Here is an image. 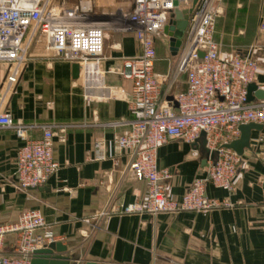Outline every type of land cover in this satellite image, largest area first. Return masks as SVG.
Masks as SVG:
<instances>
[{
	"label": "crops",
	"instance_id": "0c3cea01",
	"mask_svg": "<svg viewBox=\"0 0 264 264\" xmlns=\"http://www.w3.org/2000/svg\"><path fill=\"white\" fill-rule=\"evenodd\" d=\"M124 1L132 5V0H115L116 8L127 11ZM219 8L214 34L219 53H246L260 46L253 48V57L261 67L258 83H264V0H223ZM155 48V73L170 77L161 85L162 93L167 100L185 93L187 74L176 72L179 51L173 55L169 37L156 40ZM104 54V69L118 70L125 58L140 54V45L134 33L111 32ZM73 65L49 51L42 35L29 49L2 111L15 123L55 126L60 171L38 188L19 190L14 173L23 141L13 129L0 128V225L17 221L26 211H40L58 242L68 248L73 264H264V129L252 131L251 149L242 155L234 190L206 187L209 198L231 206L210 213L121 214L123 206L147 191V183L129 171L130 153L114 144V137L129 127L107 126L130 117L133 84L108 73L106 82L115 96L87 102ZM6 74L7 66L0 64V88ZM28 137L41 139V129L30 130ZM96 142L102 144L99 151ZM206 157L203 141L194 146L171 140L159 149L158 165L171 174L166 181L170 198L179 200L194 180L206 176ZM105 210L111 214L100 217ZM17 239L6 238L4 254H15Z\"/></svg>",
	"mask_w": 264,
	"mask_h": 264
},
{
	"label": "built area",
	"instance_id": "2783aa9c",
	"mask_svg": "<svg viewBox=\"0 0 264 264\" xmlns=\"http://www.w3.org/2000/svg\"><path fill=\"white\" fill-rule=\"evenodd\" d=\"M222 1L197 0L191 5L190 0H132L131 8L110 22L95 13V0H0V64L7 66L0 88V128L13 129L23 141L15 165L17 188H38L60 171L54 153L55 126L15 123L11 114L2 111L17 87L33 41L42 35L49 51L79 65L87 102L115 96L116 91L106 82L108 73L132 81L130 117L107 126L129 127L126 134L114 137V144L130 153L129 171L138 181L147 183V191L138 201L123 206L121 214L210 213L231 206L209 198L206 187L212 184L224 191L234 190L242 156L228 146L241 137V125L264 126V99L248 100V86L255 83L264 91V83H258L261 67L253 57V48L246 53H219L214 34ZM183 6H192V12L176 72L187 74L188 87L171 102L161 91V85L170 77L154 70L155 43L168 37L164 29L173 12ZM111 32L134 33L140 54L125 58L120 69L106 71L105 42ZM34 128L41 129V139L28 137ZM171 140L194 146L205 140L209 151L206 176L194 180L179 200L169 197L166 181L171 174L157 162L159 149ZM95 147L99 151L101 142ZM110 214L105 210L99 216ZM9 235L18 237L14 255L3 252ZM58 241L40 211H26L17 221L0 225V264H32L36 250Z\"/></svg>",
	"mask_w": 264,
	"mask_h": 264
},
{
	"label": "water",
	"instance_id": "95a60500",
	"mask_svg": "<svg viewBox=\"0 0 264 264\" xmlns=\"http://www.w3.org/2000/svg\"><path fill=\"white\" fill-rule=\"evenodd\" d=\"M197 0H194V5ZM192 12V9L189 13ZM178 9L174 11L170 24L164 29V33L170 38L173 55L176 56L179 48L182 44V38L185 33V28L181 23L179 16H177ZM203 57V54H201ZM73 75L75 79L80 78V67L78 64L73 65ZM255 98L264 99V91L259 90L255 83L248 86V100L253 101ZM169 101H174V98H170ZM175 106H177L175 102ZM263 125L250 123L240 126L241 137L230 144L228 147L236 151L242 156L246 149H251V136L252 131H262ZM204 136V133L202 134ZM205 140H203V148L206 155L209 154L208 149L205 148ZM68 248L63 246L61 242H56L44 249L36 250L32 255V264H73L74 259L67 256ZM93 264V263H88Z\"/></svg>",
	"mask_w": 264,
	"mask_h": 264
},
{
	"label": "rangeland",
	"instance_id": "374dc122",
	"mask_svg": "<svg viewBox=\"0 0 264 264\" xmlns=\"http://www.w3.org/2000/svg\"><path fill=\"white\" fill-rule=\"evenodd\" d=\"M73 2V1H72ZM117 3H115V0H105L104 1V4L100 5L98 4V0H95V13L97 15H99V17L105 21H114L118 18V16L120 15V11L122 10H119L117 9ZM128 6H132L131 5V2L129 1H124L122 7H126L125 10H128ZM178 9V13H177V16H179L180 20H181V23L182 25L184 26L185 28V31L187 30L188 28V25H189V19H190V9L187 8L186 6H183L181 8H177ZM174 14V12H173ZM222 13H220L221 15ZM219 17V16H218ZM253 48H255L256 50L258 49H261L260 46H254Z\"/></svg>",
	"mask_w": 264,
	"mask_h": 264
}]
</instances>
